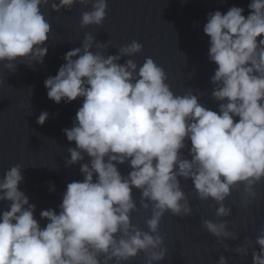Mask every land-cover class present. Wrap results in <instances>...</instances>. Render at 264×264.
Segmentation results:
<instances>
[{
  "label": "clouds",
  "instance_id": "clouds-1",
  "mask_svg": "<svg viewBox=\"0 0 264 264\" xmlns=\"http://www.w3.org/2000/svg\"><path fill=\"white\" fill-rule=\"evenodd\" d=\"M77 3L91 5L81 14L82 28L103 26L108 0H0V64L12 73L19 64L43 65L53 30L42 7L60 13ZM248 8L247 17L237 6L209 13L203 27L208 58L218 66L211 77L218 112L200 102L199 89L175 94L167 72L151 57L142 65L131 59L143 52L137 40L106 55L109 44L86 33L82 46L65 54L66 63L44 84L57 104L82 99L73 126L63 131L76 145L67 149L65 164H79L84 179L67 184L59 213L40 212L47 221L41 227L35 205L19 187L24 166L5 171L0 264H131L141 253L146 264H161L168 257L162 219L193 212L180 178L193 182L201 201L218 205V218L231 215L225 202L233 190L242 187L246 208L256 201L257 186L264 185V0H251ZM123 57L129 59L121 64ZM4 83L0 79V87ZM48 119L42 112L36 122L43 126ZM126 163L132 170L124 176L118 165ZM134 188L141 192L139 207ZM141 207L151 211L147 231L132 222ZM202 223L219 242L238 239L226 220ZM255 245L259 251L246 238L235 252L247 256L251 248L253 264H264V230ZM225 251H232L226 243ZM218 264L228 259L221 255Z\"/></svg>",
  "mask_w": 264,
  "mask_h": 264
},
{
  "label": "water",
  "instance_id": "water-1",
  "mask_svg": "<svg viewBox=\"0 0 264 264\" xmlns=\"http://www.w3.org/2000/svg\"><path fill=\"white\" fill-rule=\"evenodd\" d=\"M108 3L103 26L88 28H82L80 20L82 12L90 11L91 5L85 7L77 3L60 13L53 11L50 5L42 7L53 30L43 65L30 68L19 64L12 73L0 64V79L5 81L0 87V177L14 165L24 166V181L19 187L35 205L34 215L41 227L46 226L47 221L40 218V212L54 209L59 213L67 184L84 179L79 164L71 167L65 164V160L70 159L67 149L76 145L67 140L63 131L73 126L82 99L57 104L48 98L44 84L66 63L65 54L81 47L86 33L96 36L98 42L109 44L106 55H117L120 47L137 40L143 45V52L131 59L142 65L145 58L151 57L167 72V83L175 94L183 95L190 88L199 89L203 93L200 102L218 112L219 102L211 96L214 87L211 77L218 66L208 58L210 38L203 27L209 13H226L232 6L243 8L247 17L251 0H108ZM127 59L129 57H123L120 63ZM42 112L49 113L43 126L36 122ZM183 154L191 158L188 151ZM89 160L85 156L84 162ZM118 168L124 176L132 170L127 163ZM180 180L193 212L183 219L171 213L162 219L160 234L168 257L161 264H218L221 255L228 259V264H253L251 248L247 256L237 254L235 249L243 246L248 238L259 251L255 240L264 230V185L257 186L258 198L247 208L242 203V187L240 191L233 190L225 202L232 209L231 215L218 218V205L211 200L201 201L190 179ZM53 186L55 191L50 190ZM133 196L139 207L140 190L134 188ZM5 210H8L6 201L0 203V215ZM150 217V209L141 207L132 214V222L147 231L146 220ZM205 219L226 220L229 231L238 235V239L217 241L204 228ZM225 243L232 251H225ZM146 260L141 253L131 264H146Z\"/></svg>",
  "mask_w": 264,
  "mask_h": 264
}]
</instances>
